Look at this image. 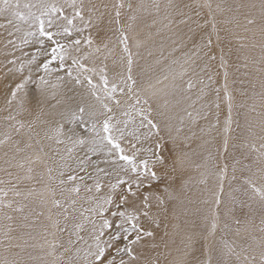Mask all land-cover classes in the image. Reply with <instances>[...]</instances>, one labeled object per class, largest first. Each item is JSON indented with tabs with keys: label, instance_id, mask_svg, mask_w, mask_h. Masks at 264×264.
<instances>
[{
	"label": "snow or ice",
	"instance_id": "1",
	"mask_svg": "<svg viewBox=\"0 0 264 264\" xmlns=\"http://www.w3.org/2000/svg\"><path fill=\"white\" fill-rule=\"evenodd\" d=\"M204 8L208 19L201 23ZM145 13L154 14L151 26L160 25L155 35L161 40L148 51L153 61L141 66L145 41L136 25ZM217 14L228 15L218 21ZM0 18L7 33L0 75L10 81L0 136V264H160L159 254L149 260L143 249L156 240L160 216L173 201L202 220V232L187 237L180 264H213L212 249L201 253L206 259L196 257L197 236L226 235L231 219L239 237L242 219L264 214V111L258 120L246 119L242 151L230 154L229 164L224 154L232 126L240 127L233 111L245 104L234 103L224 50L219 57L215 51L218 23L234 24L253 40L259 34L261 57L252 63L258 65L264 109V0L215 8L211 0H0ZM217 59L224 81L219 87ZM249 83L254 100L257 84ZM161 96L176 103L161 106ZM222 102L227 114L221 129ZM15 137L27 138L23 148ZM193 141L200 142L199 151ZM34 143L39 153H28ZM193 154L203 159L195 166L202 169L198 183L204 188L199 199H182ZM37 164L47 171L43 187L21 188L36 180ZM225 180L240 183L237 195L228 194L222 225ZM253 241L238 245L222 236L215 264H264V238Z\"/></svg>",
	"mask_w": 264,
	"mask_h": 264
},
{
	"label": "rangeland",
	"instance_id": "2",
	"mask_svg": "<svg viewBox=\"0 0 264 264\" xmlns=\"http://www.w3.org/2000/svg\"><path fill=\"white\" fill-rule=\"evenodd\" d=\"M27 0H20L21 5H23ZM144 4H152L156 2V0H133V3H141ZM159 3L164 4L167 2V0H158ZM180 3H203L204 0H178ZM238 2H248V0H211V3L213 5V8H215V5L217 3H221L225 6L229 4H235ZM202 12L204 15L200 17L201 23L204 22L205 19H208V9L204 8L202 9ZM161 15H163V12H161ZM228 14L220 15L217 14L218 21H223L227 18ZM155 18L153 15L143 14L142 18L137 21L136 25V32L139 34L138 38L145 41V47L141 48V59L140 64L141 66H144L145 64L151 63L154 59V56H149L148 51L154 50L157 48L160 44L161 37L156 36V30L158 27H160L159 24L156 26H151L152 21ZM4 19L0 18V23H3ZM220 29V36L221 40L219 42V45L216 47V55L219 57L220 50H224L225 59L228 62L229 68V88L233 92L234 96V103L236 105H239L241 103L245 104V107L243 108H234L233 111V117L234 120H239L240 127L237 128L235 124H233V132L231 134L232 138L229 140V150L228 153H225V159L226 161L231 164V155L232 153H235L236 156H239L242 149L239 147L240 144L244 142V137L246 135L245 133V123L247 120H258L259 117L257 116V113L264 111V109L261 108V100L259 97V93L261 91L259 87V73L255 71L256 67L258 65H255L252 63V59L255 58L257 61L261 57V50L259 47V44L261 43V38L259 34H256L255 40L252 39V33H245L242 28H236L234 24H224V23H218L217 25ZM211 30V24L208 25L204 31H210ZM231 30V31H229ZM7 36V33L0 29V46H2V42L5 40V37ZM226 37V38H225ZM248 45L246 48H241V44ZM256 44L257 46L255 48L251 47L252 44ZM229 49H231V52H229ZM135 50V49H134ZM156 53L154 52V55ZM245 57H248V60H245ZM0 59H3L2 56H0ZM248 63V67H245V63ZM214 72H218L219 75L217 76V86H222L223 84V69L219 68V60L217 59L216 62H214L213 67ZM253 82L257 84V87L255 88V92L257 93L256 98L253 100L251 99L252 95V85L249 82ZM10 81L6 80L3 75H0V136H2V133L6 130V122L4 121L3 117L7 115V112L3 109L5 108L4 98L5 94L7 93L9 89ZM247 92L248 95H242L241 93ZM223 96V93H221ZM167 100L169 104V109L172 108V106L176 103V98L174 97H163L161 96L158 103L162 106L165 101ZM255 104L256 105V111H251V106ZM183 106V105H182ZM163 110V109H162ZM237 112L239 115H237ZM227 114V107L226 103L221 104V129L223 127V121L225 119V116ZM24 119H32L33 117L25 116ZM166 135V133H163ZM16 139L21 140V147L23 148L25 143L27 142L26 137H15ZM47 141H44V144L47 145ZM200 143L199 141H193L192 142V148L197 149V144ZM223 144V134L221 132L220 135L217 136V146H220L222 148ZM233 144H236L237 147L234 149L232 147ZM28 153H39V146L35 145L32 149L26 150ZM45 152L50 153V149L48 147L44 148ZM197 151H199L197 149ZM23 153L21 154V156ZM2 156H3V150H0V164H2ZM203 159L202 156L193 154L191 156L190 163L188 165V171H187V177H191L190 183L188 184L187 191L183 193L182 199L184 198H191L193 200H197L201 197L202 190L204 188V185H201L198 183L200 177V171L196 168V164L202 163ZM35 172L34 176H36V180L34 181H25L24 184L21 185V188L27 189L29 187H36L37 189H41L44 185V183L47 181V171L46 168L41 165L37 164L34 165ZM40 174H43L44 180L40 181ZM2 175V174H0ZM229 175H231V172H229ZM186 177V178H187ZM39 181V182H38ZM213 181H210V184H212ZM240 181H234L232 182L231 186L229 185V181L225 180L224 182V196L222 199L225 201V203L221 204V223L225 222V210L226 206L228 204V194L231 192L233 195H237L233 190L239 185ZM185 203H187V200L185 199ZM193 205H188V207H192ZM169 211L166 214V217L164 214H161L160 220H161V226L157 230V237L155 241H148L146 247L143 249L144 251V258L149 260H154L157 258L159 254V262L160 264H180L181 259L183 258V253L185 250V247L188 243L187 237L189 235H192L193 233H201L202 232V220L199 217H193L191 214H185L183 211L184 205H181L179 201H173L170 202L168 205ZM55 209H53V213H55ZM43 219V218H42ZM262 220H264V214H261L259 211L255 212L252 216L248 217L247 222H245L244 219H242V223L240 225L242 232L239 237L235 235V228L237 225L231 220L227 219L226 222L229 223L231 230L227 232L225 235L221 231H217L216 235L208 236L206 232L203 233L201 236H197L194 239V246L197 249L196 251V257L199 259H206V256H202L201 253L206 251L207 249H212V256H213V264H215V260L218 255V249L222 246L221 245V237L225 236V239L228 241L235 240L238 245H246L249 243H253V237H255L256 240H260L261 238H264V232L261 231L262 228H264V223H262ZM44 223H47V221H44ZM247 227L249 229L248 232H244L243 229ZM165 232H167V235H165ZM206 237V238H205ZM66 235L64 239H66ZM155 243L159 245L157 248H153L151 245ZM34 254H39V250H36ZM188 261L191 262L193 257L189 256ZM234 259V258H233Z\"/></svg>",
	"mask_w": 264,
	"mask_h": 264
}]
</instances>
